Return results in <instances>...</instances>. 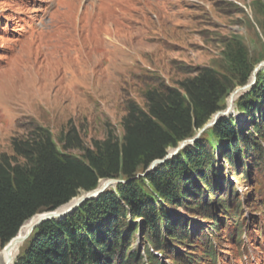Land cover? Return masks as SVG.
Returning <instances> with one entry per match:
<instances>
[{
    "label": "trees",
    "instance_id": "trees-1",
    "mask_svg": "<svg viewBox=\"0 0 264 264\" xmlns=\"http://www.w3.org/2000/svg\"><path fill=\"white\" fill-rule=\"evenodd\" d=\"M233 42L231 72L204 68L178 87L149 90L146 109L129 104L121 139L110 132L86 148L72 129L63 149L81 150L80 156L61 152L51 132L39 126L26 140H15L16 158L24 164L0 158L1 250L35 216L54 212L109 180L120 183L73 214L36 228L15 264H165L158 254L172 264H219L214 241L226 226L229 232L239 228L230 237L245 246L240 224L245 197L234 180H246L250 168L264 169V69L235 101L236 116L220 118L195 143L149 171L170 150L195 138L227 109L235 89L251 82L257 63L242 40ZM221 167L234 180L222 175ZM179 209L200 216L207 230L192 225ZM138 238L144 254L132 248Z\"/></svg>",
    "mask_w": 264,
    "mask_h": 264
},
{
    "label": "rangeland",
    "instance_id": "rangeland-1",
    "mask_svg": "<svg viewBox=\"0 0 264 264\" xmlns=\"http://www.w3.org/2000/svg\"><path fill=\"white\" fill-rule=\"evenodd\" d=\"M235 38L255 70L264 63V0H0V158H16L13 142L34 126L75 156L83 152L63 149L72 129L86 148L110 132L123 138L129 104L146 109L149 90L178 87L204 68L231 72ZM221 173L234 180L228 168ZM248 173L234 180L245 197V246L230 237L239 228L226 226L214 241L219 264H264V169ZM143 244L138 238L132 248L144 254Z\"/></svg>",
    "mask_w": 264,
    "mask_h": 264
},
{
    "label": "water",
    "instance_id": "water-1",
    "mask_svg": "<svg viewBox=\"0 0 264 264\" xmlns=\"http://www.w3.org/2000/svg\"><path fill=\"white\" fill-rule=\"evenodd\" d=\"M263 66H264V63L261 64V65L255 70V72H254V74H253L252 81H251L248 85H246V86H244V87H239V88L236 90V93L241 94V93H243V92H246V91L250 90V89L256 84V82H257V73H258V71H259ZM234 93H235V92H234ZM234 93H233L232 95H234ZM232 113H235V111H234V107H233V106H231V107L228 106V108H227L225 111L218 112V113L214 116L213 120H212L211 122H209V123L206 125V127H205L204 129H202V130L198 133V135H197L195 138L190 139V140H187V141L181 143L180 146H179L177 149H175V150H170L169 153H168V155H167V157H166L164 160H157V161H155V162L151 165L149 171H153L154 169H156L157 166H159V165L165 163V162L168 161L170 158L176 156V155H177V154H178V153H179L184 147H186L188 144H193V143H195V141L200 137V135H201L203 132H205L207 129L213 127V126L217 123V121H218L220 118L226 117V116H228V115H230V114H232ZM118 183H120V181H117V180H109V181H105V182H103V184H102L99 188H97L96 190H94V191H92V192H89V193H86V194L82 195L80 198L74 199L71 203H73V202H75V203H74L71 207H69L66 211L60 212L59 210H60L61 208L65 207V206H67V205H65V206H63V207H61V208H59L58 210H56V211H54V212H48V213H44V214L39 215V216H40V219H39V220L37 221V223L32 227L30 233H29L28 235H26V236L21 240V242H19V240H18V236H19V234H20V232H21V230H22V228L24 227L25 224H24L23 227L20 229V231H19L17 237L14 238V239H13V240H12V241H11V242H10L5 248H4V249H8V248H10V246H12L13 244H16V243H17V244H18V243H21V244H22L24 241L28 240V239L30 238V236L32 235V233L34 232V230H35L36 228H38L39 226H41L43 223L48 222V221H51V220H55V219H63V218H65L66 216H68V215H70V214H73L74 211H75L76 209H78L79 207H81L85 202H87L88 200L95 199V198L99 197L102 193H104V192H105L106 190H108L110 187L115 186V185L118 184ZM71 203H69V204H71ZM35 217H36V216H35ZM35 217H34V218H35ZM34 218H33V219H34ZM31 220H32V219H31Z\"/></svg>",
    "mask_w": 264,
    "mask_h": 264
},
{
    "label": "bare ground",
    "instance_id": "bare-ground-1",
    "mask_svg": "<svg viewBox=\"0 0 264 264\" xmlns=\"http://www.w3.org/2000/svg\"><path fill=\"white\" fill-rule=\"evenodd\" d=\"M240 94L234 93V95H231L228 99V106L231 107L235 105V101L238 99V96ZM75 202L68 204L67 206L61 208L59 211L63 212L66 211L69 207H71ZM40 219V216H36L34 219L32 218V220H29L28 222L25 223L24 227L22 228L19 236H18V240L19 242H21V240L30 233L32 227L37 223V221ZM25 242V241H24ZM23 242V243H24ZM23 243H16L13 244L12 246H10V248L8 249H3V251L0 252V259L2 260L3 264H14L15 263V259L18 256L20 249L23 246Z\"/></svg>",
    "mask_w": 264,
    "mask_h": 264
}]
</instances>
